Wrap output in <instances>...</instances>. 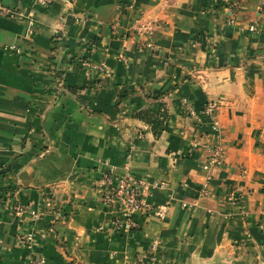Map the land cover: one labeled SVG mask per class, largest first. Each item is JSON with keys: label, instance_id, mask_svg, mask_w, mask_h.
<instances>
[{"label": "crops", "instance_id": "0c3cea01", "mask_svg": "<svg viewBox=\"0 0 264 264\" xmlns=\"http://www.w3.org/2000/svg\"><path fill=\"white\" fill-rule=\"evenodd\" d=\"M44 1L0 0V264L22 227L44 264H264V0ZM104 173L161 216L117 229Z\"/></svg>", "mask_w": 264, "mask_h": 264}, {"label": "built area", "instance_id": "2783aa9c", "mask_svg": "<svg viewBox=\"0 0 264 264\" xmlns=\"http://www.w3.org/2000/svg\"><path fill=\"white\" fill-rule=\"evenodd\" d=\"M234 1V0H233ZM34 3L44 4V0H33ZM236 2V1H235ZM17 13V10L0 3V16L8 17ZM255 25H250L249 30H253ZM140 33L150 34L151 27L147 24L138 25L136 28ZM150 46V44H145ZM82 66H87L86 62L81 63ZM98 69L101 67L97 66ZM214 104L207 103L203 107L205 114H212L214 111ZM217 123L212 122L211 128L216 129ZM221 155V147L218 143H215L212 147V151L209 160L202 165V168L207 169L209 166L218 163ZM159 183L153 182L149 187L158 186ZM145 185L141 180L133 177L130 174H123L120 176H113L110 174H102L96 180V191L98 193L99 201L113 213V223L117 229L128 231L134 227L132 220L133 215L137 213H143L151 211L156 216H161L163 209L161 207L152 208L149 207L143 201ZM148 187V186H147ZM204 192V191H203ZM12 209L17 214H27V221H32L37 217V213L33 210L26 209L24 207L13 206ZM60 213H56V217H60ZM16 240L23 245L25 249L30 252L28 258V264H44V258L40 253L32 251L33 248V236L30 229L20 228L16 233Z\"/></svg>", "mask_w": 264, "mask_h": 264}, {"label": "trees", "instance_id": "16d2710c", "mask_svg": "<svg viewBox=\"0 0 264 264\" xmlns=\"http://www.w3.org/2000/svg\"><path fill=\"white\" fill-rule=\"evenodd\" d=\"M138 116H141L139 113L137 114ZM143 118H145L147 120V122L150 123L152 129L155 128V126H158L160 124L161 121H158V117L156 115H150V117H146L144 116Z\"/></svg>", "mask_w": 264, "mask_h": 264}]
</instances>
